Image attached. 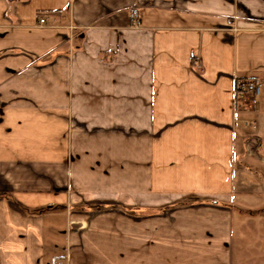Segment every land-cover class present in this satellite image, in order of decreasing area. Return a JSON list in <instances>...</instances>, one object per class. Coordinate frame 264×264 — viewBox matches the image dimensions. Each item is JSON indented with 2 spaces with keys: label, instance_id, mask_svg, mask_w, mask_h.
Instances as JSON below:
<instances>
[{
  "label": "crops",
  "instance_id": "1",
  "mask_svg": "<svg viewBox=\"0 0 264 264\" xmlns=\"http://www.w3.org/2000/svg\"><path fill=\"white\" fill-rule=\"evenodd\" d=\"M0 264H264V0H0Z\"/></svg>",
  "mask_w": 264,
  "mask_h": 264
},
{
  "label": "built area",
  "instance_id": "2",
  "mask_svg": "<svg viewBox=\"0 0 264 264\" xmlns=\"http://www.w3.org/2000/svg\"><path fill=\"white\" fill-rule=\"evenodd\" d=\"M130 19L135 23L138 22L137 10L132 8L130 10ZM236 95L241 97L258 96L260 93V85L257 81L248 78H239L235 81Z\"/></svg>",
  "mask_w": 264,
  "mask_h": 264
},
{
  "label": "rangeland",
  "instance_id": "3",
  "mask_svg": "<svg viewBox=\"0 0 264 264\" xmlns=\"http://www.w3.org/2000/svg\"><path fill=\"white\" fill-rule=\"evenodd\" d=\"M251 98H253V97H255V96H250ZM245 125V124H244ZM252 125H253V127H254V123L252 122Z\"/></svg>",
  "mask_w": 264,
  "mask_h": 264
},
{
  "label": "trees",
  "instance_id": "4",
  "mask_svg": "<svg viewBox=\"0 0 264 264\" xmlns=\"http://www.w3.org/2000/svg\"><path fill=\"white\" fill-rule=\"evenodd\" d=\"M40 15V14H39Z\"/></svg>",
  "mask_w": 264,
  "mask_h": 264
}]
</instances>
